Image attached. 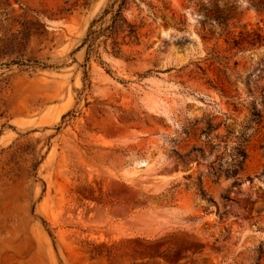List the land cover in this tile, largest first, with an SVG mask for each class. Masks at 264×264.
Segmentation results:
<instances>
[{"label":"rangeland","instance_id":"rangeland-1","mask_svg":"<svg viewBox=\"0 0 264 264\" xmlns=\"http://www.w3.org/2000/svg\"><path fill=\"white\" fill-rule=\"evenodd\" d=\"M106 1L0 0V264H264V0Z\"/></svg>","mask_w":264,"mask_h":264},{"label":"trees","instance_id":"trees-1","mask_svg":"<svg viewBox=\"0 0 264 264\" xmlns=\"http://www.w3.org/2000/svg\"><path fill=\"white\" fill-rule=\"evenodd\" d=\"M161 1V0H158ZM6 7L9 8L8 0H4ZM140 4H145L146 6L153 8L151 3H147L146 0H107L105 5L101 8L100 12L96 15L94 19L88 25L85 36L82 40L81 45L78 49L85 48V63L93 58L95 61H99V49L100 47H105L107 42H109L113 47L118 49L121 46H136L140 42L141 34L140 31L143 27V23L129 21L125 12L131 9L133 6L138 7ZM220 18V17H219ZM220 24L224 25L223 19ZM249 36H255V34H248ZM258 38V37H257ZM237 46V43H234ZM102 65V63H100ZM107 74L110 71L105 70ZM83 81L87 80L86 72H83ZM260 112L255 109L251 112L250 123L258 124L260 122ZM209 128L201 131V135H207L209 133ZM213 149V147H211ZM200 153L202 150L200 148L193 147L191 153ZM246 153L244 149L236 150L233 159L230 164L222 168V164L219 163L217 168L211 167L210 176L214 182L220 180L221 175L225 178H234L233 187L238 185L239 178L238 173L242 170V163L245 160ZM218 161V157L215 158ZM201 195H204V191H200ZM262 252L260 253V257Z\"/></svg>","mask_w":264,"mask_h":264}]
</instances>
